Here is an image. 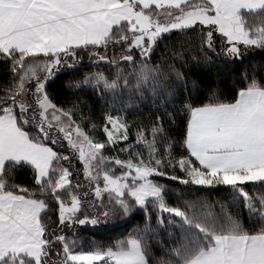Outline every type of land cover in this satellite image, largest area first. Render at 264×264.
Wrapping results in <instances>:
<instances>
[{"label":"snow or ice","instance_id":"1","mask_svg":"<svg viewBox=\"0 0 264 264\" xmlns=\"http://www.w3.org/2000/svg\"><path fill=\"white\" fill-rule=\"evenodd\" d=\"M189 32L200 36L195 49L165 44ZM161 46L170 55L152 68ZM256 57L232 102L194 106L203 84L190 79L192 69ZM122 64L134 67L138 89L146 85L142 101L150 90L151 102L163 97L173 108L156 104L159 115L136 125L134 144L117 149L126 159L104 150L128 141V123L106 114V140L96 139L85 131L98 126L78 94L85 85L101 100L105 90H126ZM0 65L9 77L0 88V264H264V193L246 190L264 189V0H0ZM87 67H115L116 79L98 71L67 83L72 98L51 94L61 76ZM180 113L186 129L175 137ZM29 171L33 191L13 183ZM221 190L241 202L243 220L222 204L220 214L199 217L166 202L176 192L183 199ZM149 208L159 212L155 227ZM137 210L144 227L134 238L112 247L81 243L77 228L127 225Z\"/></svg>","mask_w":264,"mask_h":264},{"label":"trees","instance_id":"2","mask_svg":"<svg viewBox=\"0 0 264 264\" xmlns=\"http://www.w3.org/2000/svg\"><path fill=\"white\" fill-rule=\"evenodd\" d=\"M251 21V20H249ZM252 22V21H251ZM200 36L199 34H193L189 32L187 35L183 33H178L176 36H173L170 40L165 41V44L169 49L179 48L180 45H184L188 49H195L199 44ZM215 39V36H214ZM219 43V41H217ZM183 50V49H181ZM259 51V50H256ZM253 51H249V55H253ZM119 55V54H117ZM170 53L166 52L165 48L161 46L160 52L155 54V59L150 61L149 66L152 68L163 67L161 60L166 58ZM84 64H91L92 62L86 58L82 61ZM171 62V61H170ZM260 63V58L252 60L250 63L246 60L243 66L237 65L233 66L232 64H224L222 60H215L212 65L201 66L199 68L192 69L190 72V79L196 80L203 84V91L198 92V98L196 99V104L194 106H201V102L209 103L213 102V99H218L221 102H232L233 96L235 95L234 87L239 89L242 85L239 83L240 77L245 73L250 72L253 66H256ZM139 68V63L134 66ZM134 67L128 66L122 68V75L126 76L128 79L127 89L124 87L117 89L116 91L105 90L104 99H99L98 91H94L91 86L85 85L87 89L85 92H79L78 94L87 101L88 105L91 108L84 109L86 113L92 116V122L98 127L93 132L91 125H88L85 128V131L90 135H94L96 139L106 140V136L103 135L102 129L103 124L101 122L102 116L106 114H111L113 116H121L124 121L129 125V139L127 142L117 144L114 149L109 150L106 148L104 150V155L108 158L113 156H119L121 159L127 158L126 152H118L117 149L125 146L126 144H134L136 139V125L141 126L148 125L149 122L155 119L156 113L155 105L163 104L168 108L169 112L173 111V108L170 106L172 101L165 100L163 97L157 99L155 103L151 102V91H146L143 93V101L141 100L140 91L146 85H141L140 88H137V77L134 74ZM102 72L105 77L110 81L116 79L117 70L115 67L112 69H98L95 67H87L80 73L76 74H64L60 77L56 86L51 89V94L56 96L61 101L65 99L72 98V93L68 91L66 85L69 81H80L83 80L85 76H91L95 72ZM181 71H185L181 69ZM259 77H257L258 79ZM9 81V77L5 74V67L0 65V88L4 87ZM123 85V80L120 81ZM174 103L178 104L179 100H175ZM70 107V105H65ZM187 118L184 113H180L179 117L176 119L175 124L173 125L175 131L172 133L173 136L179 137L180 133L186 129ZM147 132V128H145ZM140 151L144 152L147 155V148L141 147ZM82 171V166L77 165ZM118 174V171H117ZM81 181L84 182V177H80ZM32 180V174L29 171L27 174L20 172L14 175L13 183L19 185L23 188H28L30 191L35 190L34 182L30 183ZM172 187H176L175 184ZM246 190L250 195L259 197L264 193V189L257 187H247ZM43 198V197H42ZM203 200L204 203H201L200 200ZM183 201H192L194 206L191 208H186ZM166 202L170 206H179L181 210L188 212L189 215L195 214L196 216L203 217L206 216L209 212L212 214H220V205H224L225 209L229 212L230 215L235 216L237 211L241 212V220L246 216V213L243 212V205L238 199H235L232 193H226L221 190L220 192H202L198 196L184 195L183 199L180 198V193L176 192L166 197ZM211 206V207H209ZM139 210L133 213V216L137 218L135 220H129L131 223L125 224L123 220H113L107 225L98 226L96 229L91 231H81L77 228V232L80 237L81 243L85 246H102V247H112L113 245L119 243L120 241L134 238L131 234L137 227H144L143 215L139 214ZM149 213L152 215L153 226H156V217L159 215L157 208H149ZM165 217L168 215L163 214ZM50 221H55L57 217L51 215L48 217ZM178 219V218H177ZM161 240H164L167 236L166 233H159ZM155 252L156 250L153 249ZM159 255V253H156Z\"/></svg>","mask_w":264,"mask_h":264},{"label":"rangeland","instance_id":"3","mask_svg":"<svg viewBox=\"0 0 264 264\" xmlns=\"http://www.w3.org/2000/svg\"><path fill=\"white\" fill-rule=\"evenodd\" d=\"M161 12L163 11V10H160ZM249 22H251V21H249ZM256 23H259V21L257 20L256 21ZM104 167H106L105 165H101V168L103 169ZM85 227H87V226H85Z\"/></svg>","mask_w":264,"mask_h":264}]
</instances>
